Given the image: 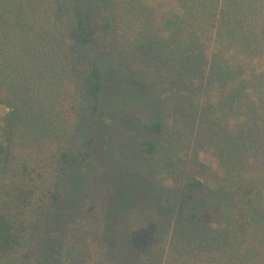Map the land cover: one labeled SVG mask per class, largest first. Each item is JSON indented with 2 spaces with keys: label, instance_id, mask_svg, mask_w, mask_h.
<instances>
[{
  "label": "rangeland",
  "instance_id": "374dc122",
  "mask_svg": "<svg viewBox=\"0 0 264 264\" xmlns=\"http://www.w3.org/2000/svg\"><path fill=\"white\" fill-rule=\"evenodd\" d=\"M50 1L48 28L34 37L15 15L17 1L0 0V83L34 109L32 142L44 133L40 140L53 147L82 153L90 112L82 80L94 63L107 85L92 157L54 176L58 200H46L36 214L17 264H143L152 247L163 253L160 264H238L205 254L204 239L222 224L215 197L221 151L239 147L240 171L264 172V57L245 61L235 48L207 47L206 64L189 71L179 56L170 61L185 39V30L169 23L184 15L172 0ZM253 9L251 24L264 27V0ZM77 11L90 44L77 41ZM244 62L253 84L241 76L238 85L234 72ZM145 123H160L161 133H149ZM144 140L156 143L151 155ZM193 181L201 187L187 188ZM111 229L123 238L150 236L149 246L111 247Z\"/></svg>",
  "mask_w": 264,
  "mask_h": 264
},
{
  "label": "trees",
  "instance_id": "16d2710c",
  "mask_svg": "<svg viewBox=\"0 0 264 264\" xmlns=\"http://www.w3.org/2000/svg\"><path fill=\"white\" fill-rule=\"evenodd\" d=\"M16 1L15 15L23 25L22 28L34 34V37L45 33L48 28L51 1L49 0V6L48 0ZM172 1L184 15L179 20L169 23H177L185 30L183 34L185 39L180 46L172 49L170 61L179 56L182 58L184 68L194 71L206 64L204 57L207 54V47L214 48L216 52L235 48L245 61L254 57H264V27H254L249 20L256 0ZM76 16L77 41L81 44H90V35L81 11H77ZM167 20L166 14L165 22ZM166 45H172V42ZM214 68L218 67H210L211 72ZM218 71L220 75L221 73L226 75L225 71ZM234 74L238 77L236 78L238 85L241 76V81L253 84L252 74L246 62L243 63L241 71ZM105 80L97 63L91 66L82 80L84 92L90 102V112L84 149L76 156L71 155L67 144L61 149L53 147V141L49 139L40 140L47 135L44 133L42 137L37 136L38 139L32 142L28 131L30 132L29 128L36 122L34 109L27 100L21 99L16 90L12 91L10 87L0 83V108L6 109L5 115H0V264H17V258L36 214L46 200H58V193L51 192L54 176L59 171L66 176L68 171L79 168L92 157L97 117L101 111L102 97L107 85ZM77 90L76 86L69 92V99L66 101L68 110H72L76 105L74 94L76 95ZM143 128L153 135L161 133L160 123H145ZM140 145L148 155L156 148V143L150 140H144ZM234 148L235 150L231 149L229 145V148L221 151L218 158L221 160L218 161L221 171L215 197L222 209L220 219L222 224L215 228L214 232L207 230L208 234L204 239L205 254L212 252L217 259L226 254L228 259H234L238 264H264V172H252L250 169L240 171L239 147ZM169 160L165 159L167 164ZM172 166L168 164V168ZM186 187L201 186L199 182L193 181L188 182ZM162 205H166V202ZM119 209L114 207L113 215L117 214ZM110 221L113 222L114 218ZM109 235L108 242L111 247L119 242L130 252L132 250L136 252L135 248L138 247L140 250L141 246L150 242V236L141 235L139 232L123 238L118 237L111 229ZM140 235V241L137 242ZM146 249L149 250L143 264H160L163 253L156 251L154 247ZM42 264H50V261L46 259Z\"/></svg>",
  "mask_w": 264,
  "mask_h": 264
}]
</instances>
